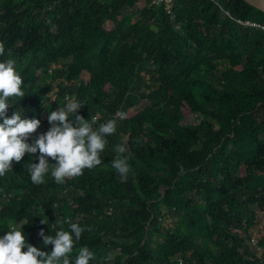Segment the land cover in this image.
<instances>
[{
	"label": "trees",
	"instance_id": "trees-1",
	"mask_svg": "<svg viewBox=\"0 0 264 264\" xmlns=\"http://www.w3.org/2000/svg\"><path fill=\"white\" fill-rule=\"evenodd\" d=\"M137 1L0 0V61L16 60L25 93L7 114L40 121L29 142L56 109L40 94L51 64L66 81L55 96L84 104L85 119L116 120L102 163L64 184L50 174L33 184L35 156L13 161L0 177V235L26 222L28 243L51 251L38 232L54 235L68 210L85 228L71 258L87 246L89 264H264V12L245 0H173L170 11ZM190 113L198 122H184ZM121 141L126 182L112 167Z\"/></svg>",
	"mask_w": 264,
	"mask_h": 264
},
{
	"label": "clouds",
	"instance_id": "clouds-1",
	"mask_svg": "<svg viewBox=\"0 0 264 264\" xmlns=\"http://www.w3.org/2000/svg\"><path fill=\"white\" fill-rule=\"evenodd\" d=\"M4 52V44L0 42V55ZM16 65L13 58L0 61V177L12 171L13 161L21 162L25 154L38 160L26 166L35 185L45 183V176L49 174L57 184H64L68 179L82 176L84 169L91 170L100 165L107 146L106 137L116 132V120L108 119L98 124V117L85 119L78 112L84 104L75 98H67L64 106L48 114L50 127L29 142L40 121L35 117L22 118V114L16 111L7 114L9 106H12L9 99L25 96L21 87L23 79ZM113 151L112 167L121 182H126L133 172L126 141L115 144ZM49 158L54 163H49ZM40 222L48 224V219L41 218ZM60 223L54 235L45 234L43 228L38 232L43 245L52 246L51 251H42L28 243L22 228L26 222L9 223L8 230L0 235V264H89L94 259V253L87 246L80 247L75 258H71L75 242L79 241L85 228L71 219ZM65 223L70 231L64 230L62 225ZM53 227L56 225L53 224ZM108 258L111 259L110 256Z\"/></svg>",
	"mask_w": 264,
	"mask_h": 264
},
{
	"label": "rangeland",
	"instance_id": "rangeland-1",
	"mask_svg": "<svg viewBox=\"0 0 264 264\" xmlns=\"http://www.w3.org/2000/svg\"><path fill=\"white\" fill-rule=\"evenodd\" d=\"M148 4V0H138L136 2V7H143L144 5ZM130 9L128 10H124V15L128 16L130 14ZM62 63H57V64H51L50 68H49V73L48 76H42L41 78V84L43 85H47L48 86V91L45 92H40L41 96L47 100V103L45 104V110H50V105L51 103L55 102L56 103V108H58L59 106H64L67 102V98H73L70 94H65V96H55V93H58L60 85L62 87H64L66 85V81L63 79V77L61 76H57L54 75L53 70L57 69V68H61ZM220 67H223V65H220ZM146 75V79H148V75ZM146 81L143 82L142 87L145 88L146 87ZM55 97L57 99H55ZM58 102V103H57ZM143 104H139V107H142ZM138 107V108H139ZM198 116H195V114H188L186 116V118L184 119V122L186 123H196L198 122ZM251 207L253 209H257V206L255 204L251 205ZM162 209L164 211L165 214V219L162 220V225L166 226V227H172L174 225V223L177 220V217L175 215H171L164 206H162ZM63 215V214H61ZM65 219H71V220H75L73 214L71 212H69L68 210H66L64 212V215L62 216ZM262 222H264V217H262ZM13 223V222H12ZM19 223H23V222H17ZM251 234L255 235V236H259V232L257 230H252ZM250 236H248L247 238H245L246 243L248 245H251V238H249ZM257 238V237H256ZM255 238V240H256ZM256 245V243L254 244ZM256 254L258 256H260L261 258H263L264 256V248H258L256 250ZM116 255V251L115 250H107L104 254V259L105 260H111L112 258H114ZM111 257V259H109L108 257Z\"/></svg>",
	"mask_w": 264,
	"mask_h": 264
},
{
	"label": "built area",
	"instance_id": "built-area-1",
	"mask_svg": "<svg viewBox=\"0 0 264 264\" xmlns=\"http://www.w3.org/2000/svg\"><path fill=\"white\" fill-rule=\"evenodd\" d=\"M155 2L156 4H159L160 2H163L164 3V7L166 8L167 11H170L172 5H173V0H150L148 2V4H151ZM248 23L249 25H253V23H249V22H246ZM259 27H261L263 30H264V26L263 25H257ZM124 112H118L117 115H123ZM251 244H255V239L254 238H251Z\"/></svg>",
	"mask_w": 264,
	"mask_h": 264
},
{
	"label": "water",
	"instance_id": "water-1",
	"mask_svg": "<svg viewBox=\"0 0 264 264\" xmlns=\"http://www.w3.org/2000/svg\"><path fill=\"white\" fill-rule=\"evenodd\" d=\"M245 1L264 12V0H245Z\"/></svg>",
	"mask_w": 264,
	"mask_h": 264
}]
</instances>
